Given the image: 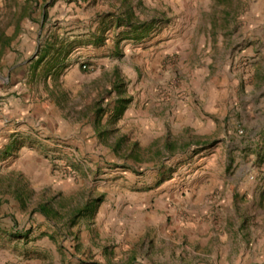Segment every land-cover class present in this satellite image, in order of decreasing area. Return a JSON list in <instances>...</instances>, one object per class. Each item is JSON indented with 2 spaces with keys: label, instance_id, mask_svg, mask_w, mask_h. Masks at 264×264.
<instances>
[{
  "label": "rangeland",
  "instance_id": "rangeland-1",
  "mask_svg": "<svg viewBox=\"0 0 264 264\" xmlns=\"http://www.w3.org/2000/svg\"><path fill=\"white\" fill-rule=\"evenodd\" d=\"M2 110L36 136L0 148V264L242 263L188 250L157 197L226 154L264 204V0H0ZM259 208L203 220L263 248Z\"/></svg>",
  "mask_w": 264,
  "mask_h": 264
},
{
  "label": "crops",
  "instance_id": "crops-1",
  "mask_svg": "<svg viewBox=\"0 0 264 264\" xmlns=\"http://www.w3.org/2000/svg\"><path fill=\"white\" fill-rule=\"evenodd\" d=\"M7 110H9L8 107ZM11 111L9 114L6 110L0 111V148L4 145L13 148L14 140L27 138L28 135L31 139L36 136L34 133L31 134L24 125H21L20 119L17 120V123L12 122L9 115H13L14 110ZM197 120L199 121V118ZM204 133L206 132L204 131ZM221 147H225L227 150L234 146L231 143H225L221 144ZM235 147L240 150L243 148L254 150V147L251 144L247 145V142H240ZM16 148L25 152L26 156L34 152L31 150L32 145L29 146L25 143L19 144ZM227 157L226 154L224 157L217 154H202L198 162L199 168L194 175L188 178L187 188L189 192L187 195L182 196L180 191L181 181L173 178L170 182L171 186L163 183L158 188L157 205L165 214L173 215L176 220L178 218V221H176L173 228H169V231L171 233L172 230L176 229V232L181 235L186 233L189 241L187 249L193 253L199 250L198 252H202V255L212 257V261H217V257H220V262L262 264L264 261V247L262 248L260 235H254L252 240H248L247 236L243 238L241 234L243 232L245 235L247 231L253 229L252 224H245L242 229H239L241 224L234 227L228 226L226 229H221L219 233L211 228L212 226L209 224L212 219L210 215H233L237 212L248 215L256 212V210H261L260 205L264 206L263 203H260L262 201L261 195L252 190V186L246 182H237L229 174L227 184H225V181L220 178L221 176L219 177L211 171L222 172L226 166H229L230 162L235 166L240 161V159L235 158L232 162ZM249 157H253V154H250L247 158ZM235 187H237L238 192H234ZM221 189L222 192L219 191ZM224 189L227 191H224ZM182 214L187 218L185 222L180 221L179 216ZM204 216H209V222L203 220V218L205 219ZM232 229L238 230V236L242 238L239 239L240 249L236 252L229 249L234 238ZM219 240L222 243H218ZM209 249H211V253H207L210 252ZM177 253L179 255L178 251ZM228 256H230V259L227 258ZM235 259L236 261H234Z\"/></svg>",
  "mask_w": 264,
  "mask_h": 264
},
{
  "label": "trees",
  "instance_id": "trees-1",
  "mask_svg": "<svg viewBox=\"0 0 264 264\" xmlns=\"http://www.w3.org/2000/svg\"><path fill=\"white\" fill-rule=\"evenodd\" d=\"M129 26L132 27L131 22H130ZM2 38H3V41H4L3 42V48L8 47L10 45L11 41H12V37H2ZM118 101H119L118 103L122 105V106H118V112L121 114L122 111H124V109L126 108L127 101L126 100H120V99ZM98 201H100V200H98ZM39 209H40V211L42 213H44L47 216H50L51 213H52L50 208H48V206H46V205H41Z\"/></svg>",
  "mask_w": 264,
  "mask_h": 264
}]
</instances>
